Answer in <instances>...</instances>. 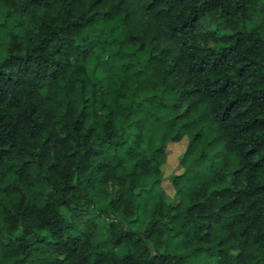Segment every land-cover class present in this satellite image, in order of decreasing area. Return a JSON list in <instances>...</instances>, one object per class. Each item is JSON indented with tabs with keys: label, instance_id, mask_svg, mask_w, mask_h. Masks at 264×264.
I'll return each instance as SVG.
<instances>
[{
	"label": "trees",
	"instance_id": "16d2710c",
	"mask_svg": "<svg viewBox=\"0 0 264 264\" xmlns=\"http://www.w3.org/2000/svg\"><path fill=\"white\" fill-rule=\"evenodd\" d=\"M0 264H264V0H0Z\"/></svg>",
	"mask_w": 264,
	"mask_h": 264
},
{
	"label": "rangeland",
	"instance_id": "374dc122",
	"mask_svg": "<svg viewBox=\"0 0 264 264\" xmlns=\"http://www.w3.org/2000/svg\"><path fill=\"white\" fill-rule=\"evenodd\" d=\"M187 148V139H183L176 144H170L167 148V158L164 165L161 167L162 183L161 186L166 194L167 203H176V197L172 188L171 182L176 177L183 173L180 167L179 159L185 153ZM118 253H122V249H118Z\"/></svg>",
	"mask_w": 264,
	"mask_h": 264
}]
</instances>
